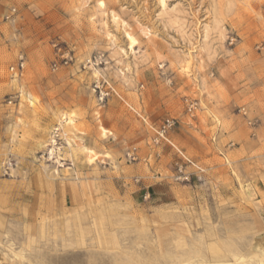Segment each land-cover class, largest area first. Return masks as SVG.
<instances>
[{
    "label": "rangeland",
    "instance_id": "374dc122",
    "mask_svg": "<svg viewBox=\"0 0 264 264\" xmlns=\"http://www.w3.org/2000/svg\"><path fill=\"white\" fill-rule=\"evenodd\" d=\"M263 240L264 0H0V264H264Z\"/></svg>",
    "mask_w": 264,
    "mask_h": 264
},
{
    "label": "built area",
    "instance_id": "2783aa9c",
    "mask_svg": "<svg viewBox=\"0 0 264 264\" xmlns=\"http://www.w3.org/2000/svg\"><path fill=\"white\" fill-rule=\"evenodd\" d=\"M53 67H56V64L53 65ZM22 69L23 68V63H20L19 66L17 67L18 69ZM61 135H62V130L60 125H57L56 127L53 128V130L51 131V135H50V143L48 145V148L45 152V156L47 158V160H54L56 161V154L59 151V141L61 139ZM3 168V172L5 174H7L8 170H11V168H9L8 166H6L5 164L2 166Z\"/></svg>",
    "mask_w": 264,
    "mask_h": 264
},
{
    "label": "bare ground",
    "instance_id": "6f19581e",
    "mask_svg": "<svg viewBox=\"0 0 264 264\" xmlns=\"http://www.w3.org/2000/svg\"><path fill=\"white\" fill-rule=\"evenodd\" d=\"M71 122V121H70ZM264 241V240H263ZM261 242V241H260Z\"/></svg>",
    "mask_w": 264,
    "mask_h": 264
}]
</instances>
